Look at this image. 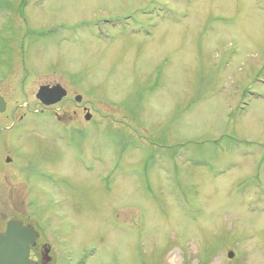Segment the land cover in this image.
Here are the masks:
<instances>
[{"label":"rangeland","instance_id":"rangeland-1","mask_svg":"<svg viewBox=\"0 0 264 264\" xmlns=\"http://www.w3.org/2000/svg\"><path fill=\"white\" fill-rule=\"evenodd\" d=\"M0 97L50 264H264V0H0Z\"/></svg>","mask_w":264,"mask_h":264},{"label":"water","instance_id":"water-1","mask_svg":"<svg viewBox=\"0 0 264 264\" xmlns=\"http://www.w3.org/2000/svg\"><path fill=\"white\" fill-rule=\"evenodd\" d=\"M66 95L65 90L59 85L41 86L38 88L35 98L44 107L59 103ZM74 100L79 102V96ZM5 111V102L0 97V114ZM90 119L86 114L84 120ZM6 162H10L6 159ZM38 233L31 226H23L20 221H10L6 224L5 231L0 233V264H37L28 260L29 247L34 246ZM44 253L48 254V249ZM233 253L228 254L230 259Z\"/></svg>","mask_w":264,"mask_h":264},{"label":"flooded vegetation","instance_id":"flooded-vegetation-1","mask_svg":"<svg viewBox=\"0 0 264 264\" xmlns=\"http://www.w3.org/2000/svg\"><path fill=\"white\" fill-rule=\"evenodd\" d=\"M22 224H23V226H31L25 222H22ZM5 226H6V224L4 226H2V228L0 229V233H2L5 230ZM32 228L34 229V231H36L34 227H32ZM39 240H40V235L38 233V238L35 240L34 246L29 248V260H31L32 262H35L37 264H50L51 258L48 257V254L46 255L44 253L45 249H48V253H49V248H48V246H46L44 244L38 245Z\"/></svg>","mask_w":264,"mask_h":264},{"label":"bare ground","instance_id":"bare-ground-1","mask_svg":"<svg viewBox=\"0 0 264 264\" xmlns=\"http://www.w3.org/2000/svg\"><path fill=\"white\" fill-rule=\"evenodd\" d=\"M6 224H7V223H6ZM5 227H6V226H5ZM4 231H5V230H4ZM4 231H3V232H4ZM3 232H2V233H3ZM28 257H29V256H28ZM86 264H87V262H86Z\"/></svg>","mask_w":264,"mask_h":264}]
</instances>
